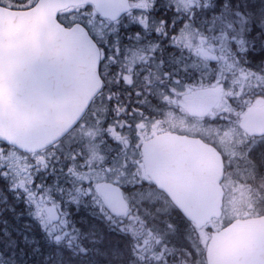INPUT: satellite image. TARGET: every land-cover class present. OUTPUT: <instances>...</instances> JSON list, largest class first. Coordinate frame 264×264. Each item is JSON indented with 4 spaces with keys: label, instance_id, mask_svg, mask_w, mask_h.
<instances>
[{
    "label": "rangeland",
    "instance_id": "374dc122",
    "mask_svg": "<svg viewBox=\"0 0 264 264\" xmlns=\"http://www.w3.org/2000/svg\"><path fill=\"white\" fill-rule=\"evenodd\" d=\"M36 1L0 0V4L14 9H25ZM131 1L133 12L127 20L118 24L104 21L92 7L72 9L62 20L68 25L81 22L100 40H103L104 33L127 31L154 34L159 30L161 33H172L177 37L179 35L175 39L177 48L186 41V51L192 52L186 53V72L191 74L190 84L186 82V86H190L186 88V97L207 93L220 96L222 94L223 102L217 110L221 112L227 109V120L237 122L248 106L245 102L238 101L240 108L233 110L228 105L231 99L229 94L234 90L233 87L237 86L231 66L239 57L243 61L249 58L248 54L244 57L243 53L236 50H239L237 45L244 51L248 50L247 40L250 33L258 35L259 30L254 28L252 23L249 24L251 20L248 21L246 16L242 15V10H234L231 4L228 6L227 3H222L223 8L216 10L218 15L212 14L207 32L205 23L197 24L194 18L186 21V12L189 14L195 7L202 10L203 7L216 4L219 6L217 0V3H212L211 0H163L166 9H173V15L181 18V22L173 21L169 26L153 15L152 0ZM249 15L247 18L254 19ZM258 22L261 24L259 33L264 35V18L258 19ZM208 33L212 36L206 35ZM147 42L153 43L154 39L148 38ZM204 46L212 49L222 60L221 66L212 68L202 61V56L195 57V52L203 50ZM127 55L132 61L139 56L132 50L128 51ZM175 59V63L181 64L183 54L177 55ZM179 73L183 74L181 68ZM246 74L244 72L242 80L247 79ZM190 76L187 74L186 77ZM173 107L178 109L177 101ZM106 108L102 98L85 125L57 152L52 150L45 155L29 158L0 147V184H5L4 188L0 186V264H30L32 261V264H61V258L69 261L65 249L74 256L89 258L93 256L92 252L94 253L92 247L98 243L104 245V242L108 246L132 243L134 259L131 264H206L205 251L211 234L236 218L256 213L249 211L252 196L248 192L250 186H247L246 175L240 176L239 171L236 173L237 178H242L244 182L233 193L231 191L235 172L229 170L226 182L229 198L223 220L213 222L202 231L191 227L192 230L185 231L183 237L178 235V228L172 225L174 222L170 219V207L161 202L165 197L150 185L145 175L139 150L128 148L129 141L128 144L125 139L122 141L120 136L115 135L112 130H107L103 124ZM177 114L176 111L177 117L170 118L169 123L166 120V123L157 120L158 124L154 123V127L186 130V133L205 135L212 141L214 140L206 134L214 132L225 138L227 155L231 156L229 149L235 143L232 137L233 128L229 125L223 129L215 128L216 125L212 122L215 116L208 121L198 122L190 120L188 115L185 121L183 113ZM234 125L235 123H232L231 126ZM210 127L213 130L207 131ZM144 138L146 137L141 136L133 141L138 144ZM75 143L76 151L64 155L58 153L68 145L74 146ZM78 151L83 155H76ZM229 165L235 170L239 167V163L232 160ZM6 181L9 184H6ZM108 181L117 182L125 191L131 206V211L125 218L113 217L99 194L100 186ZM263 199L264 197H260V205ZM57 204L67 213L64 214L63 220L56 224L51 220L49 208L57 210ZM107 231L114 234V237ZM125 236L129 241L125 240ZM38 237L46 241L43 251H38L35 246L39 243ZM183 238L184 242L181 241ZM20 242H24L22 246ZM30 245L33 248H29Z\"/></svg>",
    "mask_w": 264,
    "mask_h": 264
},
{
    "label": "water",
    "instance_id": "95a60500",
    "mask_svg": "<svg viewBox=\"0 0 264 264\" xmlns=\"http://www.w3.org/2000/svg\"><path fill=\"white\" fill-rule=\"evenodd\" d=\"M82 3L94 4L112 21L131 9L129 0H40L25 11L0 7V142L26 153L52 146L72 130L100 91L97 44L84 26L66 28L57 21L61 10ZM217 102L194 99L187 102L188 111L205 117ZM170 139L180 149L171 144L165 150L169 161H181L176 153L183 155L186 146V168L157 165L153 149L163 143L156 139L143 149L146 174L202 229L223 215L222 158H214L213 149L197 139ZM99 192L112 215L127 214L130 207L119 186L106 183ZM49 213L59 220L52 207ZM206 259L207 264H264V217L236 220L215 232Z\"/></svg>",
    "mask_w": 264,
    "mask_h": 264
},
{
    "label": "flooded vegetation",
    "instance_id": "af4514ba",
    "mask_svg": "<svg viewBox=\"0 0 264 264\" xmlns=\"http://www.w3.org/2000/svg\"><path fill=\"white\" fill-rule=\"evenodd\" d=\"M127 18L128 15L124 16L118 23L127 20ZM206 35L212 36L210 34ZM176 37L175 34L161 33L159 30L154 34H138L128 31L125 33H104L103 40L96 37L102 50L101 75L103 88L77 127L51 150L57 152V150L62 149L80 127L85 125L92 112H94L97 103L103 98L104 105L107 106L103 124L107 127V130H112L115 135L120 136L122 141L125 139L127 144L129 141L128 148L139 150L143 168L142 148L145 142L166 134L200 138L214 146L223 156L225 177L222 183L226 191L225 197L229 196V191L226 188L229 170L235 172L234 186L231 192L235 193L239 185L244 182L242 178H237L236 173L239 171L240 176L241 174L246 175L247 186H250L248 192L252 196V201L250 202L249 211L256 212L247 217L264 216V199L261 205L258 203L260 197H264V38L250 33L247 40L249 43L247 45L248 50L245 49L244 51L243 48L237 45L239 50L236 51L243 53L244 57L248 54L249 58L247 57L243 61L239 57V60L234 61L235 64L231 66L237 86H234V90L229 94L231 99L228 101V105L231 109L238 110L240 108L238 103L241 101L245 102L248 107L237 122H229L227 120L229 113L227 109L221 112L216 109L206 119H195L186 113V100L195 97L189 95V97H186V88L190 87L186 86V82L188 84L191 82V74L186 72V53L192 54V52L186 51V41L182 42L178 49ZM148 38H153L154 42H147ZM130 50L139 55L137 59L135 58L132 61L131 57L127 55ZM182 54L183 62L181 64L175 63L177 55ZM194 55L196 58L202 56V61L212 68H218L223 63L214 54L213 50L206 46L203 47V50L195 52ZM180 68L183 74L179 73ZM244 72L247 73L246 80H242ZM186 73L189 74L190 78L186 77ZM225 92H227L226 89ZM212 95L218 94L207 93L197 96L205 99ZM218 96L220 103L223 102L222 94ZM176 101L179 105L178 109L173 107ZM176 111L178 112L177 115L183 113L182 117L185 121L186 115L189 116L190 120L198 122H205L215 116L212 119V122L216 125L215 128L223 129L228 125L233 128L232 137L235 143L229 149L231 156L227 155L228 147L224 145L225 138L214 134V132H209L206 135L215 142L202 134L186 133V130L154 127L155 124H158L157 120L169 123L170 118L177 117L175 116ZM249 111L253 113L243 125L242 120ZM232 123H235L234 127L231 126ZM184 128L186 129V126ZM206 130L213 129L210 127ZM141 136L146 138L135 144L133 140ZM76 145V143L74 146L68 145L58 153L64 155L76 151ZM76 155L82 156L83 154L78 151ZM124 156L126 155L124 154ZM230 160L239 163L236 170L230 167ZM184 166H186V162ZM113 183L118 184L115 181ZM156 191L158 192L157 189ZM163 195L168 198L166 194ZM56 208L61 220H63L67 211L59 204L56 205ZM255 208L258 210L255 211Z\"/></svg>",
    "mask_w": 264,
    "mask_h": 264
},
{
    "label": "trees",
    "instance_id": "16d2710c",
    "mask_svg": "<svg viewBox=\"0 0 264 264\" xmlns=\"http://www.w3.org/2000/svg\"><path fill=\"white\" fill-rule=\"evenodd\" d=\"M220 5H212L207 8L203 7L202 10H200L199 7L193 8V11H191L189 14L186 12V21L190 18H194V20H197V24L205 23V27H207V32H208V24L210 23L212 14L214 13L215 15H218L216 13V10L222 9L223 4L222 3H227L228 6L234 7V10H242L243 11V16H246V19L249 21V24L253 25V27L259 30V26L261 25L260 22H258V19L264 18V0H217ZM215 0H211V2L217 3ZM220 1V2H219ZM154 2V8L152 9L153 15L160 21L164 22L165 24H173L174 22H181V18H178L176 14L173 15V9H166V5L163 0H152ZM259 5H262L263 8H259ZM194 12L193 14H191ZM253 16L252 18L254 19H249L247 16ZM256 17V18H255ZM200 20H202L200 22ZM252 27V28H253ZM173 30V28H171ZM258 32V35L260 34ZM209 34V33H208ZM254 34V33H253ZM260 36H264L263 34H260ZM264 38V37H263ZM3 148H6L3 146ZM6 184H9L6 181ZM1 188H4L5 184H0ZM162 204L166 203L168 204L167 206L170 207L171 212H170V219L172 222H174L172 225H174L175 228H178L176 230H184V231H190L192 225L183 217V215L168 201L167 199H161ZM161 204V203H160ZM148 207V206H147ZM155 207H157L155 205ZM82 208V207H81ZM83 210V209H81ZM84 211V210H83ZM169 215V213H168ZM166 215V216H168ZM83 217V216H82ZM171 223V222H169ZM192 230V229H191ZM104 231V230H103ZM106 231V230H105ZM113 231H117L114 230ZM112 237H114V234H111L109 231H107ZM104 233V236H106V233ZM17 236V235H16ZM23 237V236H22ZM22 240V239H21ZM20 240V241H21ZM125 240L129 241V238L125 236ZM37 241L39 242L37 245H35L38 249V251H43L44 246L46 244V241L43 240L42 237H38ZM104 242V241H103ZM24 242H20V245L22 246ZM130 243V242H129ZM128 242L125 243L124 245L117 246H108L106 242H104V245H101L100 243L96 244L93 248L94 253L92 252L93 256L92 257H87V256H81V255H72L71 252L69 254V250L65 249L66 254L69 255V261H66L65 259L61 258V264H131L132 260L134 259V252L132 249V243L131 245ZM29 248H33L32 245L28 246ZM24 248H27V246H24ZM88 252V251H87ZM38 259H39V253L37 252ZM88 255V253L86 254ZM73 256V257H72ZM105 256L108 258L106 259ZM27 260H29L28 257H26ZM31 262V261H30ZM35 262V261H34ZM33 261L30 263L32 264ZM37 263V262H36Z\"/></svg>",
    "mask_w": 264,
    "mask_h": 264
},
{
    "label": "bare ground",
    "instance_id": "6f19581e",
    "mask_svg": "<svg viewBox=\"0 0 264 264\" xmlns=\"http://www.w3.org/2000/svg\"><path fill=\"white\" fill-rule=\"evenodd\" d=\"M259 8H263V6H262V5H259ZM16 205H17V204H16ZM17 210L20 211L21 209H17ZM178 232H179L178 235H180V236H182V237L185 235V234H184V233H185L184 230H183V231H182V230H180V231L178 230ZM180 239H182V238H180ZM184 239H185V238H183V240H181V241L184 242ZM183 247L186 248V246H183Z\"/></svg>",
    "mask_w": 264,
    "mask_h": 264
}]
</instances>
